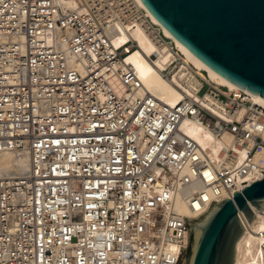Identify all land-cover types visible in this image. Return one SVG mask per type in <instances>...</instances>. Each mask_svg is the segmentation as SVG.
I'll list each match as a JSON object with an SVG mask.
<instances>
[{"label":"built area","instance_id":"obj_1","mask_svg":"<svg viewBox=\"0 0 264 264\" xmlns=\"http://www.w3.org/2000/svg\"><path fill=\"white\" fill-rule=\"evenodd\" d=\"M64 1L75 9L0 0V152L30 156L0 178V264H180L191 238L175 203L205 214L264 177V107L201 75L138 0ZM137 30L195 97L143 91L126 62L138 43H113ZM185 120L231 137L220 161Z\"/></svg>","mask_w":264,"mask_h":264},{"label":"water","instance_id":"obj_2","mask_svg":"<svg viewBox=\"0 0 264 264\" xmlns=\"http://www.w3.org/2000/svg\"><path fill=\"white\" fill-rule=\"evenodd\" d=\"M154 19L191 54L240 90L264 100V0H140ZM264 210V177L233 199L213 202L187 219L186 264H234L236 246Z\"/></svg>","mask_w":264,"mask_h":264},{"label":"bare ground","instance_id":"obj_3","mask_svg":"<svg viewBox=\"0 0 264 264\" xmlns=\"http://www.w3.org/2000/svg\"><path fill=\"white\" fill-rule=\"evenodd\" d=\"M138 1L141 6L144 7L141 1ZM59 3L64 5L66 11L75 9V4L73 2L60 0ZM149 15L157 24H159L150 13ZM163 30L165 35L176 43L179 50L184 54L186 60L200 71L201 75H203L201 72H204L205 75L216 84L230 90L240 91L239 88L235 87L205 66L182 44L175 40L168 31L164 28ZM130 37L138 43L139 49L131 51L126 62L132 66L138 78L141 80L144 86L143 91L146 90L150 95L154 96L162 103L173 107L180 103L186 96L195 97L191 90V86L193 87V85L182 86L176 78H174L173 81H167L163 78L159 70L164 68L166 55H161L162 52L158 50L142 31L137 30L130 35L126 32H122L114 39L113 43L116 47L121 46L126 43ZM154 56H156V59ZM244 92L254 101V103L264 107L263 99L257 95H252L247 91ZM210 104L211 103L203 102V105L208 108H211ZM182 129L202 147L204 153L213 162L220 161L224 156V151L231 143V137L229 135H225L222 139L217 138L210 132L205 131L197 124V122L185 120ZM236 150L238 151V149ZM24 153L25 156L22 157L21 155L16 156V151L0 152V178H16L28 172L30 156L26 152ZM239 153L241 161L247 155V150L241 149L239 150ZM182 197L183 195L179 196L174 209L176 212L186 216L187 219H198L209 211L208 210L205 214L201 213L199 215H192ZM254 213L255 219L251 224L243 220V217L241 216L245 230L236 246L234 264H264V252L260 247V234L264 232V221L261 219L260 211L254 210Z\"/></svg>","mask_w":264,"mask_h":264},{"label":"rangeland","instance_id":"obj_4","mask_svg":"<svg viewBox=\"0 0 264 264\" xmlns=\"http://www.w3.org/2000/svg\"><path fill=\"white\" fill-rule=\"evenodd\" d=\"M19 155H21L22 157H24L25 156V153H21V152H17V154H16V156H19ZM186 257H187V253L184 255V257H183V260H182V262L180 263V264H186Z\"/></svg>","mask_w":264,"mask_h":264}]
</instances>
